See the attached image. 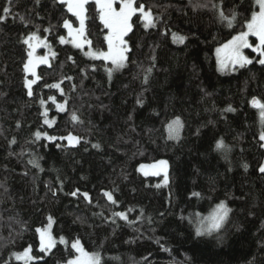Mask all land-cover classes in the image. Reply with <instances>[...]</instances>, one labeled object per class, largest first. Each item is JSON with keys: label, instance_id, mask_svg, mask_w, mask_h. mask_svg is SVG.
Here are the masks:
<instances>
[{"label": "trees", "instance_id": "trees-1", "mask_svg": "<svg viewBox=\"0 0 264 264\" xmlns=\"http://www.w3.org/2000/svg\"><path fill=\"white\" fill-rule=\"evenodd\" d=\"M141 4L155 26L145 28L139 12L130 18L127 59L109 77L110 61L70 42L64 21L73 32L80 22L60 0H0V264H24L16 254L29 246V264H66L77 256L76 239L101 264H264V120L250 103L264 102V65L246 48L251 64L221 70L216 51L247 31L258 6L135 0ZM85 8L84 38L92 51L107 52L96 0ZM221 11L236 14L232 27ZM33 33L45 41L35 52L48 58L36 76L24 71L32 51L24 41ZM173 33L186 39L174 42ZM248 42L259 40L249 34ZM26 80H35L31 96ZM177 117L175 140L168 125ZM160 161L163 174L139 172ZM221 201L231 209L222 227L198 236ZM51 222L56 244L42 252L37 229Z\"/></svg>", "mask_w": 264, "mask_h": 264}, {"label": "snow or ice", "instance_id": "snow-or-ice-1", "mask_svg": "<svg viewBox=\"0 0 264 264\" xmlns=\"http://www.w3.org/2000/svg\"><path fill=\"white\" fill-rule=\"evenodd\" d=\"M88 2L89 0H60V3L66 5L67 10L71 12L74 16H76L80 22V27L75 32H73L70 21L65 20L63 26L69 30V36L72 37L70 42L73 43L77 48H81L84 44H88L89 52L86 53L87 55H90L94 58H103L104 60L111 62L112 67H108L106 69L109 77H111L113 71L119 70L120 68L124 67V62L127 59V57L125 56V52L128 51V48L126 47L127 42L123 39V36L132 29V25L129 23L130 18L137 12H139L140 18L144 22V27L147 28L149 26H155L153 14L150 8L145 10L143 4L137 7L135 5V0H120V7L118 11L116 8L113 7L115 0H96V3L99 7L100 20L103 22L105 27L109 29V35L106 37L108 41V51L94 52L90 48L91 42L84 38V21L86 12L85 5ZM9 3H11V0H9ZM255 5L258 6V11H252L251 18L246 21L245 26L247 28V31H241L238 35L233 36L232 39L228 41V43L222 45L221 48H217L216 51L218 58L220 57V54L222 52L225 54L224 58L220 59L219 61L221 70L227 67L226 61L232 64L233 70H235L236 65L243 67L246 64H251L253 62L251 59L245 56L242 51V49L244 48H253V45L248 42L249 34L256 36L259 40V43L255 46L253 50L260 53L261 58L258 60V63L264 65V0H255ZM3 12L9 13L10 8L5 7L3 9ZM220 18L222 21L227 23L228 27H232L233 22L236 19V14L233 13L231 16H226L224 15L223 11H221ZM2 19H6V16H0V20ZM172 36L174 42L183 43L186 39V37L180 36L177 33H173ZM33 40L36 41L35 44L31 42ZM60 41L61 43L65 42L64 37H60ZM24 43L28 44L29 48L32 49V51L28 52V61L24 64V71L30 72L33 76H36V64H46L48 62V59L47 57H34L33 52L35 51L36 47H39L42 43H45V41L41 40V38L38 37L36 33H33L24 41ZM52 55L54 56L55 53H53ZM148 71L150 72L151 69H149ZM36 78L39 79L38 76ZM145 79H147V77H145ZM33 83H35V80L25 81L26 87H28L29 89L28 94L30 96L32 95L31 86ZM49 87L59 88L60 85L54 84L50 85ZM49 99L55 102L54 97H49ZM137 102L140 103L139 100ZM41 103L43 104L44 101H41ZM250 103L253 105V107H256L260 110L261 118L262 120H264V102H261L256 97H253ZM57 107L62 111L64 110L63 104H59L57 105ZM227 110L234 111V109H232L230 106ZM44 115L47 116V112H45ZM72 119L78 120V116L73 113ZM44 122L46 124L49 123L47 119H45ZM179 127H182V125L180 123V118L177 117L176 120H174L171 124L168 125L170 138L174 137L177 134ZM35 136L37 139H39L41 133L38 131L35 133ZM48 138L55 139L54 137ZM68 140L69 143H72L73 141L78 142V138L71 136V134H69ZM260 140L264 141V132L260 134ZM14 142L15 141L13 140L12 143ZM261 146L264 147V144H262ZM94 147H98V145H94ZM216 147L217 149H223L226 146L224 145L223 141L220 140L217 141ZM30 163H35V161H30ZM158 163L159 165L167 164L166 161H160ZM145 167L146 166L141 165V170L143 171ZM148 167L156 169L157 165H151ZM245 167H247V165H245ZM259 171L264 173V165L260 166ZM152 174L159 175V171H154L152 172ZM144 175H149V172L144 171ZM167 179V175L165 174V183H167ZM78 192L79 190L77 189L76 191L71 193V195L76 196ZM83 195L86 198L88 197L87 193H84ZM105 195L110 201H112V203H116L111 193H105ZM193 195L198 196L199 193H193ZM230 211L231 209L226 206L225 202L221 201L220 204H218L213 210L212 214L206 218L208 221L207 224H205L204 220H201L199 222V225L196 229V234L198 236L202 234H211L213 231L219 230L222 227ZM113 215L119 216L123 219H127L126 213L124 212H115L113 213ZM37 231L40 233V250L42 252L50 251L56 244L55 238L52 237V235L47 231V229H37ZM60 242L66 243L63 237L60 238ZM71 247L79 255L68 260L66 264H101V257L99 253H89L85 251L79 239L72 241ZM30 253L31 246L25 248L22 254H16V259L23 260L24 264H29V261L34 259V257Z\"/></svg>", "mask_w": 264, "mask_h": 264}, {"label": "rangeland", "instance_id": "rangeland-1", "mask_svg": "<svg viewBox=\"0 0 264 264\" xmlns=\"http://www.w3.org/2000/svg\"><path fill=\"white\" fill-rule=\"evenodd\" d=\"M117 2H120V0H115V2H114V4H113V7L114 8H116L117 9V11L119 10V7H120V3H117ZM109 35V29H108V34H107V36ZM128 35V32L123 36V39L126 41V36ZM106 36V37H107ZM71 39H72V37H71ZM34 42H36L35 40L32 42V43H34ZM35 44V43H34ZM86 46V44H84L83 45V47H85ZM255 46L256 45H253V48H255ZM127 47V46H126ZM246 48H244V49H242V51H244ZM126 53V52H125ZM126 55V54H125ZM224 53L222 52V54H221V59H223L224 58ZM33 56L34 57H46V56H41V55H39L38 53H36L35 51L33 52ZM90 56V55H89ZM90 57H92V56H90ZM92 58H94V57H92ZM48 59V58H47ZM96 59H103V58H96ZM226 63H227V66H229V65H231V63L230 62H227L226 61ZM42 63H37L36 64V67H35V72L37 71V68L41 65ZM30 75H32V73H30V72H28ZM33 76V75H32ZM172 139H175V138H172ZM175 140H177V139H175ZM152 165H157V168L156 169H153V168H150V167H148V166H151V165H149V164H144V166H146L145 167V169L142 171L141 170V166H140V168H139V172L142 174V175H144V171H148L149 172V175H147V176H151V175H153L152 174V172H154V171H159V174H163L164 173V167H166V170L168 169V166L167 165H159V164H152ZM145 176V175H144ZM52 226H53V222H51L48 226H46L45 228H43V229H47V231L52 235V237L54 238V236H53V234H52ZM39 239H40V233H39ZM56 240V239H55ZM66 241V240H65ZM53 249V248H52ZM51 249V250H52ZM50 250V251H51ZM50 251H47V253L48 252H50ZM77 255H79L78 253H77Z\"/></svg>", "mask_w": 264, "mask_h": 264}]
</instances>
